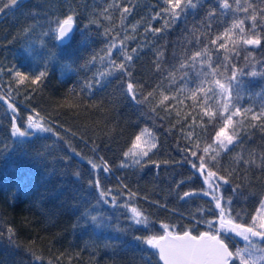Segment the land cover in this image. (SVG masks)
<instances>
[{"label": "trees", "instance_id": "trees-1", "mask_svg": "<svg viewBox=\"0 0 264 264\" xmlns=\"http://www.w3.org/2000/svg\"><path fill=\"white\" fill-rule=\"evenodd\" d=\"M119 2L133 6L124 24L131 35L125 41L129 50L140 45L128 65L131 80L144 86L137 92L146 93L157 85L167 87L168 81L155 69V53L164 46L167 61L175 63L173 53L178 59L185 40L191 39L186 29L198 25L205 18L208 4L215 6L216 0H200L201 7L189 10L159 35L143 29L149 23L162 26L164 21L157 14L165 15L162 9L168 6L164 0ZM109 3L111 0H25L14 12L0 14V68L5 69L0 83H7V69L31 76L44 70L47 63L46 79L35 85L26 81L13 95L22 118L35 110L53 129L17 143L11 135L10 112L0 102V264H145L149 252L153 254L152 264H158L155 250L136 241L135 236L161 234L162 224L178 232L205 231L206 225L196 224L193 219L199 218L200 208L205 209L208 219L213 218L207 211L211 198L199 194L207 186L191 166L196 157L185 149L191 148L192 140L197 138L204 147L214 135L215 125L207 123L208 117L201 124L200 108H193L192 101L184 98L185 93H178L183 103L166 102L171 105L167 110L159 105V96L138 104L126 93L129 78L120 73L109 77L91 96L74 98L70 92L74 87L79 92L80 85L100 70L99 60L95 64L88 62L110 42L112 33L105 35L106 29L114 27L115 32H121L118 9H110L112 21L100 15ZM70 11L76 14V32L69 44L57 42L51 34L44 35L55 26L56 19ZM232 15L229 12L228 16L213 18L214 26L227 23ZM154 16L157 18L152 19ZM133 24L137 25L135 32L130 27ZM261 36L260 47L243 46L238 58L245 71L258 72L255 77H243L240 103L244 107L264 103V75H259L264 72V33ZM113 58L119 62V49L113 52ZM4 91L0 89V94ZM17 122L23 123L24 119ZM252 123L257 127H251ZM261 123L264 121L244 119L234 126L244 147L257 153L264 151ZM143 128L152 131L156 141L154 150L144 158L151 162L121 167L124 152ZM228 132L232 134V128ZM240 150L236 148V152ZM233 156L235 152H221V174L228 175L234 167ZM100 157L110 165L108 173H97L88 163L90 159L101 163ZM96 176L103 189L111 188L118 196L117 205L128 202L137 207L147 217V224H134L128 209L100 201L98 189L89 184ZM229 179L231 186L241 187L234 194L225 185L224 194L232 196L233 214L245 212L247 221L264 196V171L241 168ZM129 189L137 193L131 200ZM188 191L197 194L181 199ZM86 212L106 217L105 226L96 228L85 217ZM9 228L13 230L11 241ZM233 242L238 243L237 238L233 237ZM36 256L42 260L37 261Z\"/></svg>", "mask_w": 264, "mask_h": 264}, {"label": "snow or ice", "instance_id": "snow-or-ice-1", "mask_svg": "<svg viewBox=\"0 0 264 264\" xmlns=\"http://www.w3.org/2000/svg\"><path fill=\"white\" fill-rule=\"evenodd\" d=\"M24 2L25 0H0V14L14 12L18 7H22ZM164 4L168 6L162 9L165 15L157 14L164 21L162 26L153 27L149 23L143 29L145 33L151 32L154 35H159L172 24L179 22L182 16L188 14L189 10L202 6L200 0H164ZM132 7L131 4H121L119 0H111V3L100 13L104 19L112 21L110 9H118L121 32H115L114 27L106 29L105 35H108L109 32L112 33L110 42L99 53H94L88 62L95 64L99 60L100 70L80 85L79 92L75 87L70 89L72 96L74 98L80 95L91 96L97 88H102L105 85L109 77L120 73L129 78L126 84V93L132 101L143 104L151 102L154 96H159V105H164L167 110L171 105L166 102L171 100L173 104L183 103L178 93H185L184 98L192 101L191 106L200 108L198 114L201 124L205 123L204 117H208L207 123L215 125L214 135L204 147H201L197 138L192 140L191 148L185 149L191 153L192 157H196V160L191 162V166L203 177V184L207 186L202 188L199 194L211 198L208 201L210 207L207 211L213 214V218L208 219L204 215L205 209L203 208L198 209L199 218L193 216L196 224L203 222L207 230L185 229L178 232L168 224H162L163 232L161 234L145 237L135 236L134 239L155 250L154 254L158 257V264L159 262L162 264H264V196L260 198L254 212L245 221L244 217L247 213L236 212L233 214L232 196H225L223 191L224 186L229 185L231 192L235 194L241 187L240 184L231 186L229 179V176L241 168L246 171L253 168L264 171V151L257 153L245 148L244 140L234 127L240 125L244 119H250L252 122L264 121V103L258 107H244L240 103L243 98L241 93L243 77H255L258 72L254 69L245 71V67H241L238 63L243 46H261V33H264V0H259V3L257 0H216L215 6L209 3L205 18L198 25L186 29L191 39L185 40L182 46V55L178 59L173 53L175 63L167 61L164 55L166 50L164 46L155 53L153 61L155 69L163 80L168 81V84L167 87L157 85L156 88L146 93L137 92V88L144 86L131 80L128 66L140 49L139 44L130 50L125 44L126 40L131 39V35L125 30L127 26L124 21L127 15H131ZM229 12L233 15L227 23L220 27L214 26L213 18L228 16ZM241 13L244 15H240ZM156 18V16L152 17V19ZM248 21L250 24H246ZM54 24L55 26L50 29V32H45L44 35L51 34L57 42L70 40L76 25L75 12L70 11L64 18L56 19ZM130 27L135 32L137 25L133 24ZM117 49H119L121 57L119 62L113 58V52ZM43 68L44 70L31 76L18 69H7L9 73L7 83H0V89H5L0 94V102L6 105L10 112L11 135L19 144H23L36 133L53 131L52 127L47 125L45 118L35 110H33V114L27 115L26 119L22 118L13 95L14 92L19 93L18 86L24 85L26 81L35 85L46 79L47 63ZM68 70H72L70 66ZM4 71L5 69L0 68V78ZM259 75H264V72ZM13 84L17 87H13ZM152 110L155 111V108ZM22 119H24L23 123L17 122ZM251 127L256 128L257 124L252 123ZM259 127L264 129V123L259 124ZM229 128H232V134H229ZM189 137H191V133H189ZM155 147L153 134L147 128L141 129L132 139L128 150L124 152L125 160L122 161L121 167L127 166L129 159L132 164L146 165L151 161L144 158L148 157L149 151ZM236 148L241 150L236 152ZM221 152L229 154L235 152L234 167L228 175L218 171L220 166L218 157ZM100 161L101 163H97L90 159L88 163L95 172L98 173L102 170L104 173H108L110 165L103 160V157H100ZM76 175L79 177L78 172ZM243 179H247V177H243ZM89 184L98 189L99 200L104 204H109L111 201L112 207H123L131 212L132 215L129 219L132 223L147 224V217L137 207L128 202L117 205L118 196L113 194L111 188L103 189L101 187L99 176L90 180ZM123 187L127 188V185ZM127 194L129 200L137 195L130 189ZM196 194L192 191L184 192L181 199ZM85 217L96 228H102L106 224V217L91 212H86ZM121 230L126 231V229ZM8 234L11 241L13 235L11 228L8 229ZM233 237L239 238L242 241V246L239 243H234ZM152 255L150 252L146 254L145 264H152ZM35 259L41 261L42 257L36 256ZM48 264H51V261Z\"/></svg>", "mask_w": 264, "mask_h": 264}, {"label": "water", "instance_id": "water-1", "mask_svg": "<svg viewBox=\"0 0 264 264\" xmlns=\"http://www.w3.org/2000/svg\"><path fill=\"white\" fill-rule=\"evenodd\" d=\"M75 32H76V25H75V28H74V30H73V33H72L71 39H70V40H65V41H63V42H59V43H61V44H63V45L69 44V43L71 42V40H72V38H73ZM161 263H162V262H161Z\"/></svg>", "mask_w": 264, "mask_h": 264}, {"label": "rangeland", "instance_id": "rangeland-1", "mask_svg": "<svg viewBox=\"0 0 264 264\" xmlns=\"http://www.w3.org/2000/svg\"><path fill=\"white\" fill-rule=\"evenodd\" d=\"M149 131H150V130H149ZM150 132L152 133V131H150ZM152 134H153V133H152ZM153 136H154V135H153ZM155 144H156V141H155ZM153 150H154V148H152V149L149 151V153H151ZM127 163H128V164L130 163L131 166L135 165V164H132V163H131V160H130V159L127 161ZM237 240H238V243L241 244V246H242V241H240L239 238H237Z\"/></svg>", "mask_w": 264, "mask_h": 264}]
</instances>
